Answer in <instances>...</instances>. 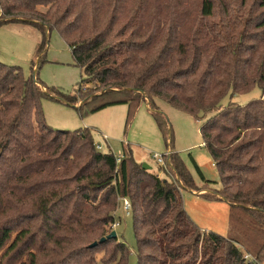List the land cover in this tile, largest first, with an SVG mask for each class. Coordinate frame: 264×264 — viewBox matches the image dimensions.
Returning a JSON list of instances; mask_svg holds the SVG:
<instances>
[{
    "label": "trees",
    "instance_id": "16d2710c",
    "mask_svg": "<svg viewBox=\"0 0 264 264\" xmlns=\"http://www.w3.org/2000/svg\"><path fill=\"white\" fill-rule=\"evenodd\" d=\"M240 2L236 9L225 0H0V26L27 23L42 33L29 76L0 62V264H93L103 251L128 264L118 236L100 241L123 198L132 206L138 264H264V99L223 103L256 86L264 91V0ZM53 30L81 68L74 94L39 76ZM45 98L81 117L127 105L126 124L146 103L170 134L174 180L145 169L129 146L120 162L98 150L89 127L48 125ZM157 99L205 119L203 144L220 186L192 157L204 181L197 185L172 151ZM183 190L228 203L229 234L203 230Z\"/></svg>",
    "mask_w": 264,
    "mask_h": 264
},
{
    "label": "rangeland",
    "instance_id": "374dc122",
    "mask_svg": "<svg viewBox=\"0 0 264 264\" xmlns=\"http://www.w3.org/2000/svg\"><path fill=\"white\" fill-rule=\"evenodd\" d=\"M229 6L236 9L240 0H225ZM251 1V0H249ZM222 14V7L218 2L217 13L213 21H217ZM42 41V33L34 26L27 23H7L0 26V62L8 65H19L26 76L32 73V62L37 55L38 44ZM71 48L58 31L53 30L49 37L45 61L41 64L39 76L49 86H54L65 94H74L81 79V68L73 64ZM95 84L86 85L84 90L93 91ZM264 99V91L256 86L252 91L237 94L233 98L224 99V104L234 101L246 104L254 98ZM160 111L168 118L169 127L173 132V150L177 152L186 163L197 185L202 186L204 181L196 171L192 157L195 158L207 180L217 181L220 186L219 171L203 144L201 125L205 119H196L194 116L180 111L164 100H156ZM81 103V102H80ZM78 103V104H80ZM43 111L48 125L55 129L75 130L89 127L93 130L96 143L103 145V152H113L115 155L123 154L125 147L132 149L134 159L139 164H147L149 171L161 178L174 180V171L170 168L164 170L159 165L155 154L168 152L170 134H165L159 127L152 111L146 103H141L135 117L126 124L127 105L110 106L95 113L81 117L76 107L60 101L43 99ZM210 116V115H209ZM101 134L107 135L104 141ZM183 202L187 213L203 230L213 231L227 236L230 230V207L223 201H209L191 190H183ZM123 200V199H122ZM121 200L116 210L117 226L111 229L117 232L118 240L125 242L129 250L128 264H138V243L134 230L132 212L127 213ZM251 241L255 243V238ZM75 264V263H72ZM93 264H120L119 259L112 261L111 255L106 252L96 254Z\"/></svg>",
    "mask_w": 264,
    "mask_h": 264
},
{
    "label": "built area",
    "instance_id": "2783aa9c",
    "mask_svg": "<svg viewBox=\"0 0 264 264\" xmlns=\"http://www.w3.org/2000/svg\"><path fill=\"white\" fill-rule=\"evenodd\" d=\"M101 137H103L104 141H107L108 140L107 135H105V134H101ZM95 145H96V147H97L98 150H102L103 149V145L101 143H96L95 142ZM116 156H117V161L118 162H120L121 159L123 158V154L116 155ZM154 157L157 158V160L159 162V165L162 168H164L165 171L169 169V166H168L167 161H166V155L165 154H163V155L155 154ZM160 174H161V172H158L156 175L159 176V177H161ZM122 201H123V203L125 205V209L127 210V213L129 214L130 211L132 210V206H131L130 200L127 199V198H123ZM118 224L119 223L117 222V223L114 224V226H117Z\"/></svg>",
    "mask_w": 264,
    "mask_h": 264
},
{
    "label": "water",
    "instance_id": "95a60500",
    "mask_svg": "<svg viewBox=\"0 0 264 264\" xmlns=\"http://www.w3.org/2000/svg\"><path fill=\"white\" fill-rule=\"evenodd\" d=\"M143 167L145 169H149L150 168L147 164H144ZM112 237H117V232L115 230H113L110 234H108L107 237H103L100 241L103 242L107 238H112ZM97 244H98V242L96 241V242L92 243L91 246L93 247V246H96Z\"/></svg>",
    "mask_w": 264,
    "mask_h": 264
},
{
    "label": "crops",
    "instance_id": "0c3cea01",
    "mask_svg": "<svg viewBox=\"0 0 264 264\" xmlns=\"http://www.w3.org/2000/svg\"><path fill=\"white\" fill-rule=\"evenodd\" d=\"M117 106V105H116ZM92 129V128H91Z\"/></svg>",
    "mask_w": 264,
    "mask_h": 264
}]
</instances>
